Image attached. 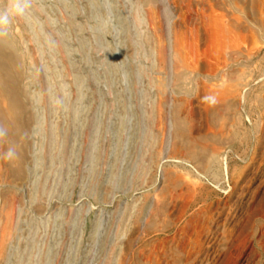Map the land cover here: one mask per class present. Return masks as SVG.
I'll list each match as a JSON object with an SVG mask.
<instances>
[{"label":"rangeland","instance_id":"obj_1","mask_svg":"<svg viewBox=\"0 0 264 264\" xmlns=\"http://www.w3.org/2000/svg\"><path fill=\"white\" fill-rule=\"evenodd\" d=\"M0 126V264H264V0H29Z\"/></svg>","mask_w":264,"mask_h":264},{"label":"clouds","instance_id":"obj_2","mask_svg":"<svg viewBox=\"0 0 264 264\" xmlns=\"http://www.w3.org/2000/svg\"><path fill=\"white\" fill-rule=\"evenodd\" d=\"M29 0H8V6L0 10V35L6 34L12 19L17 16H23ZM7 135V130L0 126V139ZM17 157L15 148H9L0 159L12 161Z\"/></svg>","mask_w":264,"mask_h":264}]
</instances>
